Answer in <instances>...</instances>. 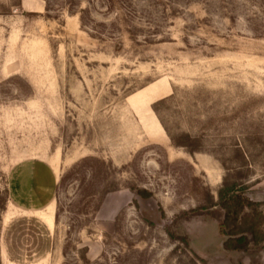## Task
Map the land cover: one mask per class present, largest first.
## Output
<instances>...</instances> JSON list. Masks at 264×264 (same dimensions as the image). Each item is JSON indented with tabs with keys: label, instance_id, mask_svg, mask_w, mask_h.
<instances>
[{
	"label": "rangeland",
	"instance_id": "1",
	"mask_svg": "<svg viewBox=\"0 0 264 264\" xmlns=\"http://www.w3.org/2000/svg\"><path fill=\"white\" fill-rule=\"evenodd\" d=\"M222 190L264 212V0H0V264H264Z\"/></svg>",
	"mask_w": 264,
	"mask_h": 264
},
{
	"label": "trees",
	"instance_id": "2",
	"mask_svg": "<svg viewBox=\"0 0 264 264\" xmlns=\"http://www.w3.org/2000/svg\"><path fill=\"white\" fill-rule=\"evenodd\" d=\"M138 195L143 200L151 198V194L146 191H140ZM215 207H219L223 212L221 228L224 237L223 248L227 253H247L251 248L264 245V212L259 203L251 200L245 192L222 190L219 192V203H211L210 209ZM197 212L198 210H192L183 217L187 219Z\"/></svg>",
	"mask_w": 264,
	"mask_h": 264
},
{
	"label": "bare ground",
	"instance_id": "3",
	"mask_svg": "<svg viewBox=\"0 0 264 264\" xmlns=\"http://www.w3.org/2000/svg\"><path fill=\"white\" fill-rule=\"evenodd\" d=\"M160 93H156L150 97L153 98V96H159ZM143 100L140 102V105L142 107L147 106L149 98ZM145 125V130L148 134V136L153 139L154 141L158 142V143H168V138L166 137L161 125L157 122L156 117H154V122H146L144 123ZM209 173V172H208ZM210 175V173H209ZM211 178V183L214 185H217L220 183V177H212V175H210ZM33 215L35 217H37L38 219H41L42 222L50 229L53 230L55 228V209L54 206L51 205L47 208L46 211H35L33 213Z\"/></svg>",
	"mask_w": 264,
	"mask_h": 264
}]
</instances>
